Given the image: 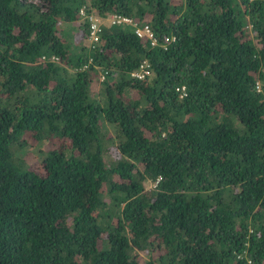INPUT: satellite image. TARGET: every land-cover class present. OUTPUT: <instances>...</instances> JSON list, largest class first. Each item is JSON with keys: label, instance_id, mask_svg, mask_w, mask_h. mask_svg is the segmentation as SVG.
<instances>
[{"label": "trees", "instance_id": "obj_1", "mask_svg": "<svg viewBox=\"0 0 264 264\" xmlns=\"http://www.w3.org/2000/svg\"><path fill=\"white\" fill-rule=\"evenodd\" d=\"M0 264H264V0H0Z\"/></svg>", "mask_w": 264, "mask_h": 264}, {"label": "built area", "instance_id": "obj_2", "mask_svg": "<svg viewBox=\"0 0 264 264\" xmlns=\"http://www.w3.org/2000/svg\"><path fill=\"white\" fill-rule=\"evenodd\" d=\"M95 23H92V25H94ZM135 33L137 35H147L148 37L151 36V33L149 32L148 28L144 27L142 29L140 28H136L135 29ZM148 69H147V65L145 63L140 64V69L134 71L131 75L135 76L137 79H141L143 78L146 74H148Z\"/></svg>", "mask_w": 264, "mask_h": 264}, {"label": "rangeland", "instance_id": "obj_3", "mask_svg": "<svg viewBox=\"0 0 264 264\" xmlns=\"http://www.w3.org/2000/svg\"><path fill=\"white\" fill-rule=\"evenodd\" d=\"M45 147H46V144H43V145H42V148L44 149Z\"/></svg>", "mask_w": 264, "mask_h": 264}]
</instances>
